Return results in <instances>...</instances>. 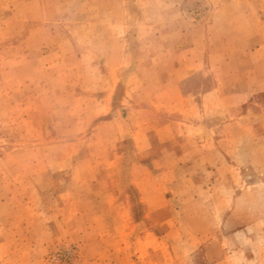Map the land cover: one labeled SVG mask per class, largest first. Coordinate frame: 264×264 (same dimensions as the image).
Here are the masks:
<instances>
[{
  "label": "rangeland",
  "instance_id": "1",
  "mask_svg": "<svg viewBox=\"0 0 264 264\" xmlns=\"http://www.w3.org/2000/svg\"><path fill=\"white\" fill-rule=\"evenodd\" d=\"M0 264H264V0H0Z\"/></svg>",
  "mask_w": 264,
  "mask_h": 264
}]
</instances>
